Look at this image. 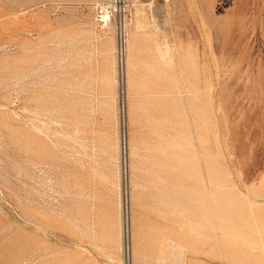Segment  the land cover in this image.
I'll use <instances>...</instances> for the list:
<instances>
[{
    "label": "rangeland",
    "instance_id": "1",
    "mask_svg": "<svg viewBox=\"0 0 264 264\" xmlns=\"http://www.w3.org/2000/svg\"><path fill=\"white\" fill-rule=\"evenodd\" d=\"M0 264H264V0H0Z\"/></svg>",
    "mask_w": 264,
    "mask_h": 264
}]
</instances>
